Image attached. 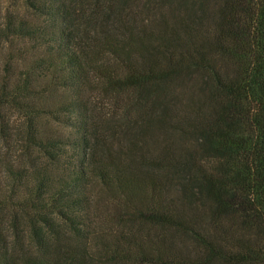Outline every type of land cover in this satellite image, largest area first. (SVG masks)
Wrapping results in <instances>:
<instances>
[{"label":"trees","instance_id":"obj_1","mask_svg":"<svg viewBox=\"0 0 264 264\" xmlns=\"http://www.w3.org/2000/svg\"><path fill=\"white\" fill-rule=\"evenodd\" d=\"M21 1L0 264H264V0Z\"/></svg>","mask_w":264,"mask_h":264},{"label":"rangeland","instance_id":"obj_2","mask_svg":"<svg viewBox=\"0 0 264 264\" xmlns=\"http://www.w3.org/2000/svg\"><path fill=\"white\" fill-rule=\"evenodd\" d=\"M21 3L22 1L21 0H17V2H15V0H0V6L1 7H6L8 5H15L16 8H19L21 6ZM139 11V15L141 17L145 16L146 13H143L144 10L142 9V12H141V9L138 10ZM104 204H100L98 207H100L98 209V213L99 215H103V210H104Z\"/></svg>","mask_w":264,"mask_h":264}]
</instances>
